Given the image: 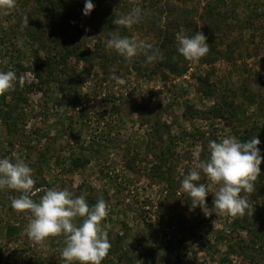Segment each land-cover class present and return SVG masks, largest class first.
Wrapping results in <instances>:
<instances>
[{"label": "rangeland", "instance_id": "374dc122", "mask_svg": "<svg viewBox=\"0 0 264 264\" xmlns=\"http://www.w3.org/2000/svg\"><path fill=\"white\" fill-rule=\"evenodd\" d=\"M92 2L89 16L84 0H14L0 12V71L17 76L0 94V158L32 169L34 202L49 189L105 200L102 264H264V161L240 194L243 215L205 216L178 194L211 140L257 136L264 155V0ZM137 6L138 23H113ZM198 31L209 52L188 61L176 35ZM112 35L152 43L161 58L127 61L106 49ZM199 183L211 207L218 186L202 171ZM19 195L0 190V264H64L62 235L27 238L30 212L11 207Z\"/></svg>", "mask_w": 264, "mask_h": 264}, {"label": "clouds", "instance_id": "9594fccd", "mask_svg": "<svg viewBox=\"0 0 264 264\" xmlns=\"http://www.w3.org/2000/svg\"><path fill=\"white\" fill-rule=\"evenodd\" d=\"M14 6V0H0V12L7 14ZM95 5L92 0H84L82 14L89 16ZM142 9L137 6L128 14L115 19L113 23L130 27L140 21ZM177 51L188 61H198L209 52L207 37L202 31L188 36L183 32L176 35ZM106 49L114 51L127 61L138 55L150 63L160 59L159 49L145 40L135 37L112 35L107 39ZM116 84L124 85L125 80L113 74ZM17 80L14 71H0V94L6 92ZM21 84L23 83L21 79ZM259 138L252 137L241 142L229 136L219 142L208 143V157L199 165L202 173L213 186L212 205L206 203L208 186L199 183L201 171L191 170L180 182L178 194L186 195L190 201V211L200 208L205 216L243 215L249 208L246 196L254 188V181L261 172L260 165L264 155L258 145ZM32 169L22 160L13 163L9 158H0V190L9 189L20 193L11 200L12 209L18 212L29 211L30 222L25 228L27 238L33 243H40L46 238L62 235L64 247L60 257L64 264H102L108 255L111 244L108 234L101 227V221L108 215V205L103 198L89 206L85 195L73 198L68 190L49 189L40 199H31L34 181ZM80 218L79 224L75 223Z\"/></svg>", "mask_w": 264, "mask_h": 264}, {"label": "trees", "instance_id": "16d2710c", "mask_svg": "<svg viewBox=\"0 0 264 264\" xmlns=\"http://www.w3.org/2000/svg\"><path fill=\"white\" fill-rule=\"evenodd\" d=\"M65 11H66V13H67V15H68V13H69V10L66 8V9H65ZM67 15H66V16H67Z\"/></svg>", "mask_w": 264, "mask_h": 264}]
</instances>
